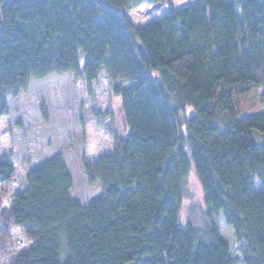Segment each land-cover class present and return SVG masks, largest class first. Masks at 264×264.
I'll list each match as a JSON object with an SVG mask.
<instances>
[{"label":"trees","instance_id":"obj_1","mask_svg":"<svg viewBox=\"0 0 264 264\" xmlns=\"http://www.w3.org/2000/svg\"><path fill=\"white\" fill-rule=\"evenodd\" d=\"M158 2L0 0V116L31 80L103 73L127 128L80 159L101 190L91 201L72 196L61 154L25 174L0 211V264H264V114L237 111L264 87V0H195L140 26L127 15ZM190 167L202 231L179 223ZM13 173L0 160V185Z\"/></svg>","mask_w":264,"mask_h":264},{"label":"rangeland","instance_id":"obj_2","mask_svg":"<svg viewBox=\"0 0 264 264\" xmlns=\"http://www.w3.org/2000/svg\"><path fill=\"white\" fill-rule=\"evenodd\" d=\"M193 1L132 4L127 15L135 26H140L159 19L170 8L179 9ZM7 105L6 114L0 116V160H9L14 173L9 182L0 185V211L8 197L23 185L25 174L57 154L62 155L72 177L73 197L86 203L100 195V187L86 185L80 159L84 156L87 162L94 161L110 151L115 138L127 133L119 98L112 94L103 73L90 84L73 74L31 80L24 93L7 99ZM237 111L241 115L264 114V87L251 86L239 95ZM185 113L189 115L191 109L187 107ZM255 185L258 187V182ZM179 203V223H189L202 231L207 223L206 208L192 167L183 180ZM20 238L22 233L12 229L2 236V242L15 248Z\"/></svg>","mask_w":264,"mask_h":264},{"label":"built area","instance_id":"obj_3","mask_svg":"<svg viewBox=\"0 0 264 264\" xmlns=\"http://www.w3.org/2000/svg\"><path fill=\"white\" fill-rule=\"evenodd\" d=\"M21 243L20 239L16 240V244L19 245Z\"/></svg>","mask_w":264,"mask_h":264}]
</instances>
